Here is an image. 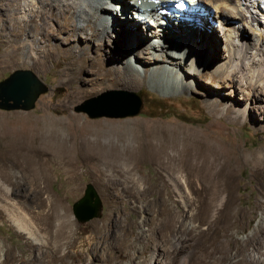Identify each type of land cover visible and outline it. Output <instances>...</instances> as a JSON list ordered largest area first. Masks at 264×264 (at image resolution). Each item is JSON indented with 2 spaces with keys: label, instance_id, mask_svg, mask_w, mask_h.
I'll return each instance as SVG.
<instances>
[{
  "label": "bare ground",
  "instance_id": "6f19581e",
  "mask_svg": "<svg viewBox=\"0 0 264 264\" xmlns=\"http://www.w3.org/2000/svg\"><path fill=\"white\" fill-rule=\"evenodd\" d=\"M165 1L168 0H147V5L154 10L152 2ZM36 3L41 6L35 7ZM196 3L197 21H182L176 26L167 20L168 25L162 26L149 20L144 21L146 25L141 28L135 16V20L121 21L113 15L116 5L122 14L135 12L140 7L136 0H0V30L19 38L16 44H13L15 41L2 40L4 43L0 50V68L26 63L20 57L24 54L29 59L27 63L30 66L42 70L46 68L49 60L63 55L67 59L58 62L63 63L61 70L66 74L59 77V81L66 83V98L69 100L85 90V87H78V90L71 86L74 81H81L85 77L81 76L83 72L91 73L95 80L93 84L106 81L111 84L122 83L129 88L141 85V74L150 71L155 84L164 91L192 89V85L197 83L212 88L236 82L243 89L252 85L264 92V5L260 7L257 1L251 3L260 12L259 19L247 7L246 0H196ZM23 10L27 18L18 16ZM101 18L105 22H101ZM215 20L220 23L218 30L222 31L224 44L221 54L210 62L204 42L210 40L211 37L206 32L208 28L214 32L215 26L211 21ZM249 22H254L257 30L262 33L253 30ZM245 28L251 30L256 37L249 35ZM62 32L63 35L59 36ZM118 33L127 34L131 40L129 42L127 38L120 36L116 38L118 50L126 57L123 64L110 63L108 54H91L90 44H102L105 39ZM71 40H76L77 45L70 44ZM40 42L43 45H39ZM28 45L32 50L27 49ZM151 49L162 52V57L154 56ZM146 52L149 53L148 57L143 55ZM160 59L165 64H160ZM144 63L148 65L144 66ZM216 78L218 82H215ZM73 119L76 120L77 116L74 115ZM61 123L67 125L70 121L63 122L58 121L57 117H49L43 120L41 128L48 133L43 130L36 131L34 123L29 128L16 133H4L2 136L4 142L0 146V214L6 215L16 229L26 235L32 250L39 246L36 247V244L46 243L39 225L31 217L38 210V203H43L44 199L39 198V202L38 199L23 197L7 181L12 183V174H16L14 169L21 165L34 169L35 178L43 175L48 177L47 160L42 157V153L48 152L66 158L74 181L78 177L74 156L97 159L104 170L112 171L119 167L126 185L124 190L130 194L131 184L138 199L155 193L153 199L160 204V214L171 213L166 202L168 197H164L162 192V187L166 188L168 184L171 186L185 213L177 220L179 223L170 234L166 248L161 246L159 240L156 241L147 264H264V240L260 238L251 240L252 249L243 258L237 259L234 255L227 262L222 255L209 261L202 246L194 242L198 221L204 218L201 213L206 209L205 200H196L193 195L195 184L200 193L210 195L214 210L222 206L218 211L220 218L230 213L235 198L236 177L231 165L239 160L235 153L225 152L221 143L210 138L207 132L200 133L182 125L138 122L130 130L113 127L89 128L87 125L76 130L72 125L71 129L75 132L70 130L71 132L65 133ZM151 136L157 140L152 142ZM129 140L136 144L128 145L126 142ZM140 160L157 164L165 180L151 184L143 180L148 185L140 187L139 180L133 176L134 172H138ZM256 173L261 174L259 183L263 184L264 164L256 166L254 174ZM96 182L97 185L105 187L115 184L113 179L101 175H97ZM60 197L54 200L48 196V201L52 205L61 203ZM55 209L53 208L52 214L57 217V227L52 230V236L58 238L64 233L62 222L67 221L71 228L72 218L65 208L62 212ZM51 217L46 215L43 218L47 230L52 229ZM258 231L264 233V226ZM142 233L147 234L144 230ZM217 237V234L212 236L214 241ZM65 243L68 244V241ZM4 247L0 244V264H11L16 260L17 254ZM57 247L58 242L53 245V251ZM197 251H200L199 255ZM179 254L183 255V261L178 263L175 257ZM42 258L44 257L38 259L36 256L26 259L21 253L18 259L19 264H34L38 260L41 264H48ZM136 258L130 259L128 264H142L138 255Z\"/></svg>",
  "mask_w": 264,
  "mask_h": 264
},
{
  "label": "rangeland",
  "instance_id": "374dc122",
  "mask_svg": "<svg viewBox=\"0 0 264 264\" xmlns=\"http://www.w3.org/2000/svg\"><path fill=\"white\" fill-rule=\"evenodd\" d=\"M37 6L40 7L41 4L36 3L35 7ZM116 7V12L113 13L116 19L121 21L135 20L131 11L122 14L118 11V5ZM249 9L261 19V14L257 12L259 11L257 8L252 5ZM18 16L27 18L24 10ZM100 21L105 22V19L101 18ZM110 21H113V17L110 18ZM211 22L215 26L214 32L212 33L208 28L206 34L210 35L211 38L204 42V46L210 55L208 58H211L210 62L213 61L212 58L215 59L218 54H221L224 44L222 31L218 30L220 23L217 20ZM76 24L80 25L77 22ZM139 24L142 28L144 23ZM249 25L253 30L262 33L261 30H257V25L254 22H249ZM245 30L249 35L256 37L248 28ZM145 31L148 33L147 30ZM58 35H63V32ZM119 36L127 38L131 42L127 34L118 33L114 37L105 39L102 44L97 45L96 42L90 44L91 54L103 53L105 56L109 55L110 63L123 64L126 57L116 46V38ZM257 36L261 37L260 35ZM3 39L15 41L13 44L19 40V38L16 39V36L0 30V50L4 43ZM70 44L77 45V41L71 40ZM39 45H43V43L40 42ZM62 45L64 46V44ZM27 49L32 50L29 45ZM151 50L154 52V56L162 57V52ZM143 55L148 57L149 53L146 52ZM20 57L27 62L29 60L24 54H21ZM63 59L66 60L67 58L60 55L55 60H49L46 68L42 70L30 66L27 62L12 67H4L5 69L0 68V80L15 69H28L46 87L45 91L37 95L33 106L29 109H0V146L4 142L2 138L4 133H16L26 127L29 128L34 123L36 124L34 127L35 130L37 129L36 131L43 130L41 129L43 120L49 117H57L58 121L63 122L70 121L68 126L61 123L65 133L74 131V129L78 130L84 125L89 128L113 127L130 130L138 122H146V124L159 122L169 126L182 125L192 130H198L200 133L205 131L210 138L221 143L225 152L235 153L239 161L231 165L236 177V188L234 190V202L229 214L220 218L218 211L222 206L218 210H214L210 195L200 193L195 184L193 195L196 200H205L206 209L202 210L201 214L204 218L198 221V229L194 233V242L202 246L209 261L218 259L222 255L224 261L227 262L231 256L235 255L237 259H241L249 253L252 249L251 240L259 238L264 240V233L258 231L260 227L264 226V183H259V180L262 179L261 174H254L256 166L264 164V92L262 90L252 85L243 89L235 82L228 84V86L220 85L212 88L197 83L192 85V89L178 88L164 91L155 84L154 76L151 75L150 71L141 74V78H143L141 85L129 88L122 83L111 84L106 81L93 84L95 80L92 79L91 73L83 72L81 76L85 77L81 81H74L71 86L78 90L80 87H85V90L82 91L83 94L81 93L69 100L66 98V83L59 81V77L61 78L66 74L63 69L61 70L63 63L58 62ZM159 62L165 64L162 59ZM146 65L148 63H144V66ZM216 79L215 82H218V78ZM112 89L135 92L141 103L137 113L114 117L105 115L89 117L86 112L77 109L84 102ZM74 115L77 116L76 120L73 119ZM72 125L75 126L74 129H71ZM43 132L48 133L46 130ZM90 138L93 137L90 136ZM150 140L155 142L157 139L151 136ZM126 143L128 145L136 144L130 140ZM51 154L42 153V157L47 160L48 177L43 175L35 178L34 169H27L21 165L14 169L16 174H12V183L7 181L11 186L14 185V189L23 197L44 199L43 203H38L36 208L38 210L34 211L35 213L33 212L31 217L39 225L46 243L36 244V247L39 246L32 250L27 243L30 240L26 235L19 232L6 215L0 214V244L3 247L10 248L17 254L18 258L21 253L26 259L36 256L38 259L44 257L42 259L47 260L48 264H128L130 259H137V255L142 264H147L157 240L160 241L162 247L166 248L170 234L179 223L177 220L181 219L185 213L182 204L169 184L166 188L162 187V192L164 197H168L166 202L171 208V213L160 214V204L153 199L155 193L138 199L131 184H129L130 194L124 190L126 185L123 181V175L119 172V167H115L112 171L104 170L97 159L89 160L74 156L73 160H75L74 163L78 172L77 180L74 181L72 180L73 173L70 171L66 158ZM137 169L138 172H134L133 176L139 180L140 187L148 185V182L151 184L161 182V179L165 180L158 165L152 161L140 160ZM97 175L111 178L115 184L111 187L99 186L96 182ZM143 180L148 182L143 183ZM86 183H90L97 192L101 201V209L97 216L79 222L72 214L71 203L82 194ZM48 196L54 200L61 196L62 204L55 203L57 207L55 204H50ZM52 207L58 208L61 212L65 208L69 217L72 218L71 228H69L67 221L62 222L64 233L58 238L52 236V230L57 227V217L52 214ZM233 214L236 215L233 216ZM46 215L52 216V229L48 228L50 232L46 229L47 224L43 220ZM142 230L146 231L147 234H143ZM214 234L218 236L215 241L212 238ZM65 241H68V244H64ZM57 242L59 247L53 251V245ZM135 249H138L137 252ZM199 254L200 251H197V255ZM17 257L11 264L20 263ZM175 258L178 263L183 261L182 254ZM34 264L41 263L38 260Z\"/></svg>",
  "mask_w": 264,
  "mask_h": 264
},
{
  "label": "water",
  "instance_id": "95a60500",
  "mask_svg": "<svg viewBox=\"0 0 264 264\" xmlns=\"http://www.w3.org/2000/svg\"><path fill=\"white\" fill-rule=\"evenodd\" d=\"M45 88L28 69L10 71L0 80V109H29L37 95L45 91ZM140 104V98L135 92L112 89L84 102L77 109L86 112L89 117L100 115L114 117L135 114ZM100 209L101 201L90 183L84 185L82 194L71 203L72 214L79 222L97 216Z\"/></svg>",
  "mask_w": 264,
  "mask_h": 264
}]
</instances>
